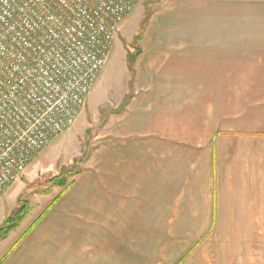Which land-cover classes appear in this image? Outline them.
<instances>
[{"label":"crops","instance_id":"1","mask_svg":"<svg viewBox=\"0 0 264 264\" xmlns=\"http://www.w3.org/2000/svg\"><path fill=\"white\" fill-rule=\"evenodd\" d=\"M136 43L143 94L0 264H153L113 234L159 233L248 234L264 264V0H162Z\"/></svg>","mask_w":264,"mask_h":264},{"label":"built area","instance_id":"2","mask_svg":"<svg viewBox=\"0 0 264 264\" xmlns=\"http://www.w3.org/2000/svg\"><path fill=\"white\" fill-rule=\"evenodd\" d=\"M139 0H0V197L69 129Z\"/></svg>","mask_w":264,"mask_h":264},{"label":"rangeland","instance_id":"3","mask_svg":"<svg viewBox=\"0 0 264 264\" xmlns=\"http://www.w3.org/2000/svg\"><path fill=\"white\" fill-rule=\"evenodd\" d=\"M161 1L139 0L135 4L132 12L120 25L105 59L104 69L73 125L40 150L0 197V226L5 218H13L19 209L28 211L18 228L9 234L6 241L0 243V262L12 253L39 214L63 191V188L53 186L52 180L58 177L69 184L74 177L70 175L86 169L95 151L112 142L114 127L111 119L115 115L123 114L126 107L119 114H114L113 111L124 100L128 99L130 102L134 97L143 94H137L131 84L132 60L137 54L135 38L144 20L151 17ZM126 235L127 239L125 234H113V237L117 241L128 242L130 252H136V246L143 243L146 245L150 240L160 243V258L153 264H168L163 262L164 258L180 261L188 255L207 258L210 260L209 264H246L248 258L260 256L263 252L262 249H250L248 234L243 233ZM95 236L94 241L97 243L109 239L108 234ZM193 241L199 242L193 246ZM156 252L155 248L154 253Z\"/></svg>","mask_w":264,"mask_h":264},{"label":"trees","instance_id":"4","mask_svg":"<svg viewBox=\"0 0 264 264\" xmlns=\"http://www.w3.org/2000/svg\"><path fill=\"white\" fill-rule=\"evenodd\" d=\"M150 16H148L143 24H142V27L138 33V35L136 36L135 38V41H138L141 36H142V33L146 27V24L149 20ZM133 62V60H132ZM131 68V67H130ZM128 99L127 100H124L123 103L121 104V106L114 110L113 113L114 114H119L121 112H123L125 110V107H127L128 105ZM63 174H66L65 172H63ZM76 174H72L70 176H75ZM62 178H54V180H52V183H53V186H56L58 188H63V190H66L69 186H70V183L69 184H66L64 180H61ZM59 197H57L50 205L49 207H47L42 213L41 215L33 222V224L28 228V230L23 234L21 240L30 232V230L34 227V225H36V223L46 214V212L55 204V202L58 200ZM16 215L13 216V218H5L2 225L0 226V243L5 240L10 233L14 232L18 226L24 221L25 217L27 216L28 214V211L27 210H24V209H19L16 213ZM16 246V244L12 247L14 248ZM1 263V262H0Z\"/></svg>","mask_w":264,"mask_h":264}]
</instances>
